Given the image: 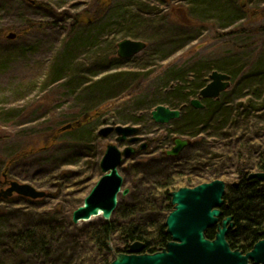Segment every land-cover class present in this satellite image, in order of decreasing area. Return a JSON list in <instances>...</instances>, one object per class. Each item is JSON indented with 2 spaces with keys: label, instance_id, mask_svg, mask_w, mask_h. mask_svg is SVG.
<instances>
[{
  "label": "rangeland",
  "instance_id": "obj_1",
  "mask_svg": "<svg viewBox=\"0 0 264 264\" xmlns=\"http://www.w3.org/2000/svg\"><path fill=\"white\" fill-rule=\"evenodd\" d=\"M188 3V0H0V33L5 32V37L0 38V155L8 158L19 151H33L26 160L31 164L25 168L47 186L32 182L29 176L9 178L58 195L62 201L82 199L83 202L102 176V170L75 165L56 169L51 175L50 156L41 151L47 144L46 139L59 151L70 141L67 134L59 132L55 138L54 130L57 132L64 125L97 112L104 114L98 119V130L105 125H138L134 120L155 108L149 106L152 100L146 94L161 87L163 78L170 79L173 86L179 85V81L184 84L187 79L194 81L202 70L206 86L214 71L229 75L224 71L228 62L234 61L236 69H250L264 61V0H238L246 11L240 14V21L228 27L216 24L214 19L188 15L185 11ZM101 6L102 16L94 19V13ZM114 10L122 17L111 15ZM80 15L84 24L74 25L76 16L80 18ZM110 16L116 17L112 22L125 18L121 22L133 23V26L105 31L94 45L83 42L82 38L91 36ZM190 19H197L199 23L191 24L194 33L188 44L182 42V30L173 22ZM241 29L246 32L235 33ZM12 32L16 34L15 39L7 37ZM127 38L144 41L147 47L130 58H120L118 43ZM63 57L66 71L59 78L55 68L57 63L65 62ZM188 74L191 76L187 77ZM230 80L231 76L228 87ZM108 82L113 85H109L113 87L110 92L94 94V85L100 83V87H105ZM196 98L202 99L201 94ZM176 109L182 111L183 105ZM262 126L260 136L264 137ZM143 128L141 136L151 147L119 167L124 188L130 189L127 195H120V203L131 200L134 187L140 183L137 181L141 176H136L131 166L165 153V150H156V140L165 133V128L150 127L148 123ZM99 137L103 153L110 143L121 149L126 145L116 142V135ZM88 153L94 155L90 149ZM230 173L227 179L237 184L238 175L232 170ZM3 179L0 176L1 182ZM200 182L204 180L195 178L193 185ZM184 186L187 185L179 182L172 191ZM19 197L11 198L13 207L22 204ZM110 245L114 257L117 249L123 247L114 240Z\"/></svg>",
  "mask_w": 264,
  "mask_h": 264
},
{
  "label": "trees",
  "instance_id": "obj_2",
  "mask_svg": "<svg viewBox=\"0 0 264 264\" xmlns=\"http://www.w3.org/2000/svg\"><path fill=\"white\" fill-rule=\"evenodd\" d=\"M188 2L185 9L188 15L214 19L216 24H223L222 27L240 21V14L246 11L243 5L238 4V0ZM102 9V6L97 9L94 19L102 16ZM114 13L111 15L122 17L120 12L114 10ZM76 18L74 25L84 24L82 15ZM115 18L110 16L109 21L96 27L91 36L82 38L83 42L94 45L105 31H113V28L121 26L131 29L133 26V23L127 25L121 22L125 18L112 22ZM190 20L173 22L182 30L183 43L191 41L189 37L194 33L191 24L199 23L197 19ZM237 32L246 31L241 29ZM4 33H0V38L5 37ZM63 60L65 62L57 63L55 68V75L59 78L66 71L64 57ZM225 66L224 71L231 76L229 89L218 99H202L205 106L202 109L190 104L205 86L202 70L198 71L201 74L199 77L194 74V81L187 79L184 84L179 81V85L173 86L170 79L163 78L161 87L146 94V98L152 100L149 104L152 108L166 104L176 109L183 105L181 117L167 124L156 123L152 119V111L134 120L142 132L144 123L150 127L165 128V133L156 140V150H168L176 137L192 141L178 156L162 153L159 157L139 160L132 165L136 176H141L137 181L140 182L139 186L134 187L131 200L119 202L111 221L97 218L75 225L72 212L83 203L82 199L62 201L58 195L50 193L40 200L21 196L22 204L16 207L11 205V202L14 203L11 198L0 199V264H110L114 259V251L109 247L112 240L116 245L123 244L117 253L127 252L130 244L137 241L144 244L143 253L158 252L171 239L165 225L173 209L170 193L179 182L187 186L203 183L193 185L195 178L204 182L216 179L226 182L223 216H232L235 222L227 240L233 250L239 249L244 253L251 250L264 237V184L258 179H248L253 172H264V137L260 136V126L264 125V61L250 69H236L234 61ZM180 79L184 80L183 77ZM97 84L94 85V94L108 93L113 89L109 87L113 86L112 83L105 87ZM103 116L99 112L90 113L85 119L71 122L73 127L68 130H54L52 135L55 138L59 133L69 136L70 141L61 151L51 147L52 142L46 139L47 144L41 151H46L50 156L49 165L53 168L51 175L56 169L63 170L65 166L75 165H87L99 171L104 153L99 142L97 122ZM104 122L107 120L104 119ZM89 149L94 155L88 153ZM32 152L23 150L8 158L0 155V176H29L32 182L47 186L25 168L31 164L26 160ZM203 158L205 161H201ZM231 170L239 177L235 185L227 179ZM45 199L48 201L45 202ZM215 234V228L207 231L210 239Z\"/></svg>",
  "mask_w": 264,
  "mask_h": 264
},
{
  "label": "water",
  "instance_id": "obj_3",
  "mask_svg": "<svg viewBox=\"0 0 264 264\" xmlns=\"http://www.w3.org/2000/svg\"><path fill=\"white\" fill-rule=\"evenodd\" d=\"M9 39L16 34L10 33ZM147 47L141 40L123 39L118 43V56L130 58ZM230 76L214 71L211 82L200 92L202 98H219L228 88ZM194 108H204L201 99H193ZM152 119L159 124H166L181 116V111L165 105H158L152 112ZM73 127L72 123L60 130ZM98 134L107 138L116 135V142L127 143L121 149L117 144L107 145L100 162L102 176L85 197L83 204L72 213L75 225L87 223L97 218L111 221L120 201V195H127L129 188H124V178L119 167L130 158L141 155L150 143L140 134L138 125H105ZM140 143L138 147L135 144ZM189 140L178 137L174 145L166 151L169 156H177L189 145ZM248 179H258L264 183V172L249 175ZM226 182L216 179L200 183L194 187H181L171 192L173 210L168 214L165 225L171 239L166 247L155 253H143L144 244L140 241L129 246L128 252L117 253L110 264H264V237L247 253L233 250L227 240L229 232L235 227L232 216H223ZM14 195L30 199H41L47 196L44 190L27 182L10 180L8 186L0 190V199ZM215 228L213 239L208 238L207 231ZM112 249V245H110Z\"/></svg>",
  "mask_w": 264,
  "mask_h": 264
},
{
  "label": "flooded vegetation",
  "instance_id": "obj_4",
  "mask_svg": "<svg viewBox=\"0 0 264 264\" xmlns=\"http://www.w3.org/2000/svg\"><path fill=\"white\" fill-rule=\"evenodd\" d=\"M140 134H143V132H142V130H141V127H140ZM126 144H127V143H126ZM139 145H140V143L135 144L136 147H138ZM125 146H126V145H125ZM150 147H151V144H150V146H149L148 149H150ZM172 147H173V146H172ZM172 147H171V148H172ZM171 148H169V149H171ZM148 149H147L146 151H144L143 153L147 152ZM169 149H168V150H169ZM183 150H184V149H183ZM183 150H182V151H183ZM166 151H167V150H166ZM166 151H165V154H166ZM182 151H181V152H182ZM181 152H180V153H181ZM180 153H179V154H180ZM179 154H178V155H179ZM166 155H167V154H166ZM178 155H177V156H178ZM138 156H139V155H138ZM168 156H169V155H168ZM131 159H134V157L131 158ZM3 178H4V179L2 180V182L0 181V190L3 189V188H6V187L8 186V184H9L10 180H12V179L9 178V176H7V175H5V174H4Z\"/></svg>",
  "mask_w": 264,
  "mask_h": 264
}]
</instances>
